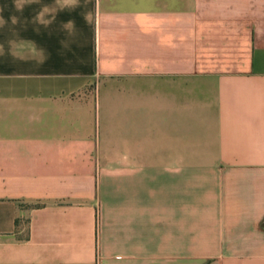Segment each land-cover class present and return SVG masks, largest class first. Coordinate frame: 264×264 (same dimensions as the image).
Listing matches in <instances>:
<instances>
[{"label": "crops", "instance_id": "crops-1", "mask_svg": "<svg viewBox=\"0 0 264 264\" xmlns=\"http://www.w3.org/2000/svg\"><path fill=\"white\" fill-rule=\"evenodd\" d=\"M0 264H264V0H0Z\"/></svg>", "mask_w": 264, "mask_h": 264}]
</instances>
